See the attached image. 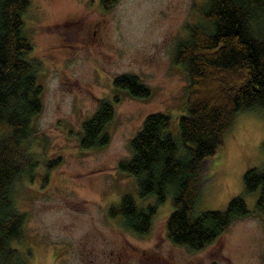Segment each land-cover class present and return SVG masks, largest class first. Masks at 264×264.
Segmentation results:
<instances>
[{
  "label": "rangeland",
  "instance_id": "rangeland-1",
  "mask_svg": "<svg viewBox=\"0 0 264 264\" xmlns=\"http://www.w3.org/2000/svg\"><path fill=\"white\" fill-rule=\"evenodd\" d=\"M204 3L115 0L104 9L99 0H29L23 32L31 44L28 57L37 65L41 108L27 141L40 161L59 159L46 175L41 164L31 181L22 176L14 184L15 206L25 216L19 247L28 250L27 264H264L257 190L245 192L242 182L246 169L263 162L264 108L238 111L207 162L195 212L223 210L234 196L248 210L213 242L188 250L168 239L169 191L142 234L108 213L123 194L137 206L154 201L153 195L138 198L133 177L117 163L129 158V140L147 114H168L176 135L187 79L172 52L198 22ZM123 73L134 75L149 97L115 89L113 79ZM99 99L113 108L102 131L106 142L81 149L80 124Z\"/></svg>",
  "mask_w": 264,
  "mask_h": 264
},
{
  "label": "trees",
  "instance_id": "trees-1",
  "mask_svg": "<svg viewBox=\"0 0 264 264\" xmlns=\"http://www.w3.org/2000/svg\"><path fill=\"white\" fill-rule=\"evenodd\" d=\"M114 1L99 0V5L107 9ZM28 4L29 0H0V264H27L29 258L28 250L19 247L25 216L15 206V182L22 176L31 181L41 164L46 175L59 159L40 161L27 141L32 117L41 108L37 65L28 57L31 44L23 32ZM172 61L187 79L176 135L169 131L168 114H147L129 140V158L117 163L133 177L138 198L153 195L154 201L137 206L131 195L123 194L108 213L142 234L169 191L166 236L188 250H199L234 218L248 213L240 196L232 197L223 210L195 212V206L207 162L222 145L234 115L264 108V0H205L198 22L174 45ZM113 87L141 99L150 95L127 73L116 76ZM112 114L111 103L99 99L92 115L80 124L79 148L106 142L102 131ZM242 182L245 192L257 190L255 207L264 217V158L259 168L244 171Z\"/></svg>",
  "mask_w": 264,
  "mask_h": 264
}]
</instances>
